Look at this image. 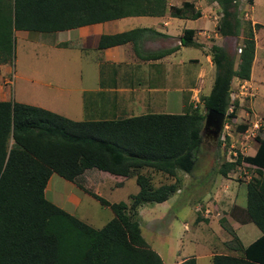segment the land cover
<instances>
[{"label":"trees","instance_id":"obj_1","mask_svg":"<svg viewBox=\"0 0 264 264\" xmlns=\"http://www.w3.org/2000/svg\"><path fill=\"white\" fill-rule=\"evenodd\" d=\"M221 7L217 22L220 37L237 38L243 28L238 0H212ZM166 0H0V65L11 55L14 32L55 34L129 17H163ZM169 16L196 20L201 12L191 2L170 6ZM260 24H246V34L236 57L213 45L214 81L201 98L205 114L189 105L182 114H146L99 121H74L48 110L15 101H0V264H164L141 235L138 210L145 204H162L181 187L179 172L191 174L203 140L201 131L217 126L221 117L235 119L230 108L233 79L249 81L255 58V31ZM138 30L101 36L97 49L134 40ZM195 31L180 37L183 47H196ZM201 45H199L200 47ZM235 64H237L235 68ZM192 109V110H190ZM246 126L238 127L245 132ZM253 156L237 154L224 163L222 177L246 164L256 170L246 185V207H233L230 216L252 223L261 237L242 248L232 236L227 246L242 257L218 255L212 264H264V139L255 137ZM134 179L138 192L128 202L109 203L89 192L113 218L95 229L53 204L45 195L52 175L75 182L86 171ZM151 170L170 179L154 186ZM180 264H196L187 259Z\"/></svg>","mask_w":264,"mask_h":264},{"label":"rangeland","instance_id":"obj_2","mask_svg":"<svg viewBox=\"0 0 264 264\" xmlns=\"http://www.w3.org/2000/svg\"><path fill=\"white\" fill-rule=\"evenodd\" d=\"M184 1L191 2L195 8L202 13V19L211 22V29H198L195 39L200 44L196 43L199 50L206 48V56L210 55V50L213 45L225 48L231 55L236 57L239 53L238 47L241 44L246 34V24H260L261 28L255 31L254 41L255 58L252 65V72L249 81L244 83L238 79H233L231 85L230 108L236 104L238 111L235 119L223 118L220 133L217 138L211 135L212 131H216V127L203 126L201 131L202 146L197 154L196 166L191 174L178 173L182 180V193H177L169 200L162 204H145L138 210V220L141 229V235L149 245V247L157 253H160L163 259L167 262L170 258H175L176 255H181L182 251L197 254L199 256L224 250L221 242L222 237L217 231V221L212 220V230L214 233L206 231L205 223L199 220L193 224V219L196 215H200V211L207 203V200L214 198L215 190L214 182H224V177L219 173L224 163L233 162L237 154L242 156H252L258 144L255 137L264 139V0H238L237 13L242 21L243 28L237 38L226 37L222 38L217 33V22L222 15L221 7L218 3L212 0H166L167 11L164 18L169 17V7H180ZM132 18V17H129ZM128 19V18H126ZM201 20V19H200ZM198 20V22L200 21ZM130 21V20H127ZM132 21V20H131ZM179 21V22H178ZM185 20L172 19V26L169 30L172 32L171 40H168L167 46H176L179 42V27L182 26ZM153 20L147 25H153ZM138 24L139 21H137ZM136 22L134 24H137ZM157 23V21H155ZM25 32H14L12 51L10 59L6 64L0 65V84L3 87L0 91V101L7 99L22 104L33 105L38 102H55L62 105L64 99L55 90V82L53 74L57 71H63L60 78V83L63 91L70 90L66 93L69 97L66 98L64 106H68L66 111L61 112L63 117L76 118L80 121L79 112L73 108L77 103H74V87H70V82H75L77 73L84 71L89 67L90 62L84 55L81 56L78 52L63 50L58 52L46 46L50 42L58 40H66L70 34L61 33L54 39L53 35H39L37 41H26L24 39ZM55 35V34H54ZM73 40V39H72ZM79 40H76V44ZM199 45H201L199 47ZM183 50L178 55L183 58L195 59L199 64L191 65L190 73V99L193 109L198 107L202 115L205 114L201 98L209 93L210 85L213 81L211 75L207 73L205 77L200 76L202 71H206L205 59L200 52L192 47H181ZM211 56V55H210ZM237 64H235L236 68ZM196 70H193V69ZM50 75V76H48ZM215 76V69H214ZM51 77V78H49ZM214 79V77H213ZM51 83V84H50ZM51 86L50 89L45 86ZM60 86V85H59ZM5 96V98H3ZM55 96V98H54ZM70 98V100L68 99ZM192 110V109H190ZM176 112V111H173ZM182 112V111H181ZM59 115V113H56ZM71 120V119H70ZM76 121V120H74ZM246 126L245 132H238V127ZM141 174L150 176L154 186L170 183L169 177L151 170L140 171ZM235 183L241 184L247 181L248 177H254L256 170L246 164L236 167L228 173ZM60 180L61 183L66 182L60 177L53 175L52 183L55 180ZM123 178L114 177L107 173L97 170L86 171L81 177L75 180L72 184L67 183V188L61 185L53 184V187H59L53 192H60L55 195L57 199H50L54 203L72 211L75 217L89 224L91 227L99 229L113 218V213L109 208L102 207L89 192L100 196L102 199L113 204L120 201L128 202L130 195L138 191L134 179H129L125 183ZM122 185L121 187H119ZM218 186L222 183H217ZM187 186V188H185ZM192 187L188 191L189 187ZM117 188V189H116ZM184 188L187 191H184ZM217 188V187H216ZM242 192L245 187L241 186ZM51 192V193H53ZM51 195L47 193L49 198ZM76 198L80 200L78 207ZM56 200V201H55ZM53 203V204H54ZM198 207V208H196ZM215 212L221 211V208H216ZM229 210V217L230 216ZM215 213L208 215L207 219ZM232 218V217H231ZM185 222L187 223L185 225ZM220 224V223H219ZM222 224V223H221ZM185 226L187 227L185 229ZM226 229H229L225 225ZM231 230V229H230ZM245 237L243 242L246 244ZM182 243V244H181ZM229 243V242H228ZM233 256V255H231ZM236 256V255H234ZM160 257V256H159ZM199 264H211L209 258H199Z\"/></svg>","mask_w":264,"mask_h":264},{"label":"crops","instance_id":"obj_3","mask_svg":"<svg viewBox=\"0 0 264 264\" xmlns=\"http://www.w3.org/2000/svg\"><path fill=\"white\" fill-rule=\"evenodd\" d=\"M170 19L171 20H169V17H132L85 26L70 31L57 32L55 35L50 34L53 35V37L56 36L54 39H57V35L61 33H68L70 35L63 41L57 39L54 42H50L52 41L50 40L46 44L47 47L57 50L58 52L63 50H68L73 53L78 52L81 56L84 55L87 57V62H90L89 67L84 71L77 73L75 82L73 83V80L70 82V87H74L75 90V98L73 102L77 103L73 108L79 112L81 117L79 118L81 119L80 121L113 120L146 114H182L186 110V108L192 103L189 92L191 65H197L199 62L196 59L191 61L190 58L178 56L183 50V48H181L183 46H181L180 37L186 29H193L195 31V36L198 29H211V22L203 20L202 13L201 17L196 20L186 19L184 23L182 21V26L178 28L180 29L178 32L179 43L176 46H170L169 43V46H167L168 40H171V37L173 36L169 28L172 26V19L175 18L170 17ZM152 20L154 21L153 25L152 23L149 25L146 24L147 22L150 23ZM198 20L200 21L198 22ZM137 21H139L140 24H138ZM155 21H157V23H155ZM135 22L137 24H134ZM134 30L138 31L134 34L133 41L102 50L97 49L101 36H110ZM33 34L35 33L25 32L24 39L26 41H37L39 35ZM195 36L194 42L200 44L195 39ZM76 40L79 41L74 44ZM192 48L197 49L200 54L203 55L206 62L205 65L207 70L202 71L200 76L205 77V75L209 73L213 81L214 66L211 62V56L205 55L207 51L206 48L203 47V50H199L197 47ZM193 70L196 69L194 68ZM62 73L66 74L63 71H57L53 74V79H57L58 84L55 82V90L59 93L61 98L64 99V103L59 105L55 102L51 103L45 101L33 103L32 106L53 113H59V115L62 114L59 111L67 110L68 106L64 105L69 94L66 96V93L68 91L69 93H72V91L62 90L63 87H61L60 83ZM1 83L2 81L0 84ZM45 87H48V89L51 88L49 85ZM211 87L212 85H210L209 92ZM2 90L3 87L0 85V91L2 92ZM3 98H5V96ZM68 99L70 100V98ZM2 101L8 100L3 99ZM68 119L77 121L76 118L68 117ZM52 176L45 189L46 197L48 190L51 195L49 198L47 197L49 200L57 199L55 195L60 193L53 192L56 189H59V187H53V184L55 185V183H57V185H61V187L65 185V188L68 186L67 183L72 184V182L67 181L61 183V181L57 179L52 183ZM251 178V176L248 177L247 181L239 185L238 183H235L230 176L224 177V182H214L213 189L216 191L214 198L207 200V203H204L205 206L202 208V211H200L201 214L196 215L193 219V224L197 220H199V223L201 221H207L204 226L206 227V231L211 233L215 232L211 227L212 221H217V231L222 237L221 242L224 250L210 252L202 256L195 253L193 254V252L184 253L182 251L181 255H176L175 258H170L167 262L163 259L160 253L156 252L163 263L180 264L187 259L193 258L195 259L196 264H199V258L203 257L209 258L211 262V258L215 254L228 256L236 255L235 257H242L243 252L234 251L228 247V244L231 243L232 236L223 228V226L227 225L229 229L233 231L234 236L238 239L239 244L243 249L261 237L262 233L252 223L242 224L229 217L228 214L229 210L233 207L245 209L247 203L246 185ZM124 180L125 181L123 182L125 183L129 179ZM217 183H222V185L218 186ZM121 186L122 185L119 187ZM241 186L245 187L244 192H242V189L240 188ZM185 188H187V186ZM185 188L184 191H187ZM191 188L192 187L190 186L188 191H190ZM137 192H135V194ZM182 192L183 188H180V190L177 191V193ZM51 202L54 203L53 200H51ZM79 204L80 200L76 198V203L73 205L78 207ZM55 205L61 209H65L57 205V203ZM218 207L221 208V211L219 210L218 212H215V209ZM64 211L75 216V214H72V211L69 209ZM213 213H215V216L213 215L210 219H207L209 217L208 215H212ZM212 217L214 220L211 219ZM76 218H78V216ZM186 224L187 223L185 222V225ZM186 228L187 227L185 226V229ZM243 237H245L246 240H249L246 244L243 242Z\"/></svg>","mask_w":264,"mask_h":264},{"label":"water","instance_id":"obj_4","mask_svg":"<svg viewBox=\"0 0 264 264\" xmlns=\"http://www.w3.org/2000/svg\"><path fill=\"white\" fill-rule=\"evenodd\" d=\"M210 114H211V112H209L208 115H207V118H206V121H205V125H207L208 121L210 120ZM222 121H223V117L220 118V120L217 122V126H215L216 127V131L213 132V137L214 138H217L218 134L220 133V128H221Z\"/></svg>","mask_w":264,"mask_h":264},{"label":"flooded vegetation","instance_id":"obj_5","mask_svg":"<svg viewBox=\"0 0 264 264\" xmlns=\"http://www.w3.org/2000/svg\"><path fill=\"white\" fill-rule=\"evenodd\" d=\"M213 132H214V131L211 132V135H213Z\"/></svg>","mask_w":264,"mask_h":264},{"label":"clouds","instance_id":"obj_6","mask_svg":"<svg viewBox=\"0 0 264 264\" xmlns=\"http://www.w3.org/2000/svg\"><path fill=\"white\" fill-rule=\"evenodd\" d=\"M239 52H240V51H239ZM206 126H207V125H206ZM236 156H237V155H236ZM235 158H236V157H235ZM235 158H234V159H235Z\"/></svg>","mask_w":264,"mask_h":264}]
</instances>
